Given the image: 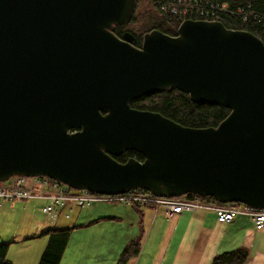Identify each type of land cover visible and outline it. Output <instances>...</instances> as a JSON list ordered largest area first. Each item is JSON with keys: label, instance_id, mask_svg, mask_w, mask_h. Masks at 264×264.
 I'll list each match as a JSON object with an SVG mask.
<instances>
[{"label": "water", "instance_id": "95a60500", "mask_svg": "<svg viewBox=\"0 0 264 264\" xmlns=\"http://www.w3.org/2000/svg\"><path fill=\"white\" fill-rule=\"evenodd\" d=\"M138 0H0V180L46 175L76 189L196 193L264 208V41L187 18L177 35L130 30ZM177 88L221 104L194 128L131 106ZM135 149L145 159L120 162Z\"/></svg>", "mask_w": 264, "mask_h": 264}, {"label": "crops", "instance_id": "0c3cea01", "mask_svg": "<svg viewBox=\"0 0 264 264\" xmlns=\"http://www.w3.org/2000/svg\"><path fill=\"white\" fill-rule=\"evenodd\" d=\"M66 209L71 216H63L67 224L60 228L69 233V241L80 238L81 251L72 262L65 260L64 252L60 264H117L124 247L136 237L142 238L140 250L127 264H209L217 253L243 246L250 252L245 264H264V228L258 230L249 215L238 214L232 222L223 223L211 210L169 217L151 203L142 207L95 203ZM53 226L41 224L40 232L45 235ZM14 239L23 242L27 237L7 242ZM13 253L8 250L15 263Z\"/></svg>", "mask_w": 264, "mask_h": 264}, {"label": "trees", "instance_id": "16d2710c", "mask_svg": "<svg viewBox=\"0 0 264 264\" xmlns=\"http://www.w3.org/2000/svg\"><path fill=\"white\" fill-rule=\"evenodd\" d=\"M168 1L160 4L158 0H138L132 19L123 25L114 24L113 31L122 36L125 30H130L137 38L136 45L141 46L144 35L153 29L177 35L179 25L187 17L212 18L211 15L205 16L200 13L201 9H208L215 10V17L227 28L248 30L264 41V0ZM171 2L172 6L169 4ZM130 103L135 108L159 112L182 125L194 128L217 127L231 112L228 107L221 104L194 102L188 93L173 87L157 94L141 96ZM114 158L120 162H126L130 158L143 161L145 156L135 149H126L121 154L114 155ZM186 197L199 198L213 204L221 203L208 195L187 193ZM46 234L49 235V240L38 264H60L69 242V233L62 228L52 227ZM141 240L140 237L131 240L124 247L117 264H127L130 259L136 257ZM10 244L0 239V264H14L8 257ZM249 258V249L243 246L217 253L209 264H245Z\"/></svg>", "mask_w": 264, "mask_h": 264}, {"label": "built area", "instance_id": "2783aa9c", "mask_svg": "<svg viewBox=\"0 0 264 264\" xmlns=\"http://www.w3.org/2000/svg\"><path fill=\"white\" fill-rule=\"evenodd\" d=\"M158 2L164 4L169 1L158 0ZM169 4L172 6L173 2ZM200 13L205 16L211 15L213 19L216 18L215 10L201 9ZM30 199L43 202L42 213L50 222H56L60 212L62 213L67 206L83 207L100 201L120 202L137 206L151 203L156 208H163L169 217L183 211L211 210L216 213L218 220L224 223L232 222L238 214H245L253 218L256 228L262 229L264 227V209L250 207L244 203L213 204L198 198L189 199L185 196L161 197L141 187L118 194H106L89 189H75L66 183L44 175L15 174L6 180H0V207L6 201ZM65 215L68 217L70 214L65 213Z\"/></svg>", "mask_w": 264, "mask_h": 264}, {"label": "rangeland", "instance_id": "374dc122", "mask_svg": "<svg viewBox=\"0 0 264 264\" xmlns=\"http://www.w3.org/2000/svg\"><path fill=\"white\" fill-rule=\"evenodd\" d=\"M105 204L112 202H94L93 204ZM42 201L36 199L6 201L0 207V239L3 242L13 241V237L23 242L16 241L10 244L9 251L13 253L14 264H38L47 245L48 236L40 232L41 224H47V219L41 210ZM87 207V206H86ZM63 216L53 227L66 225ZM80 238L70 239L64 258L70 262L80 255ZM92 248L89 249L88 255Z\"/></svg>", "mask_w": 264, "mask_h": 264}, {"label": "flooded vegetation", "instance_id": "af4514ba", "mask_svg": "<svg viewBox=\"0 0 264 264\" xmlns=\"http://www.w3.org/2000/svg\"><path fill=\"white\" fill-rule=\"evenodd\" d=\"M126 31V30H125Z\"/></svg>", "mask_w": 264, "mask_h": 264}]
</instances>
